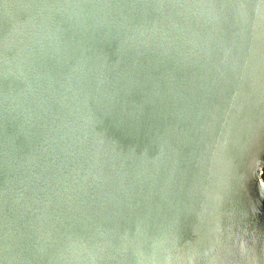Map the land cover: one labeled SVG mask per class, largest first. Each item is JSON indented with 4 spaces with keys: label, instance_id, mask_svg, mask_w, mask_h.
I'll return each instance as SVG.
<instances>
[{
    "label": "water",
    "instance_id": "water-1",
    "mask_svg": "<svg viewBox=\"0 0 264 264\" xmlns=\"http://www.w3.org/2000/svg\"><path fill=\"white\" fill-rule=\"evenodd\" d=\"M264 0H0V264H264Z\"/></svg>",
    "mask_w": 264,
    "mask_h": 264
},
{
    "label": "flooded vegetation",
    "instance_id": "flooded-vegetation-1",
    "mask_svg": "<svg viewBox=\"0 0 264 264\" xmlns=\"http://www.w3.org/2000/svg\"><path fill=\"white\" fill-rule=\"evenodd\" d=\"M263 177H264V173H263Z\"/></svg>",
    "mask_w": 264,
    "mask_h": 264
}]
</instances>
